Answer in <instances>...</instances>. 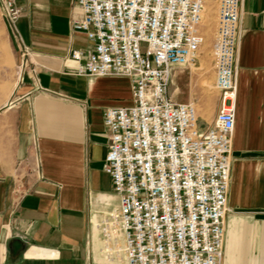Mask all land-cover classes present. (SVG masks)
Returning a JSON list of instances; mask_svg holds the SVG:
<instances>
[{
    "label": "crops",
    "instance_id": "0c3cea01",
    "mask_svg": "<svg viewBox=\"0 0 264 264\" xmlns=\"http://www.w3.org/2000/svg\"><path fill=\"white\" fill-rule=\"evenodd\" d=\"M16 3L15 28L0 19V264H116L99 226L119 207L103 113L131 105L130 80L76 73L71 51L91 44L70 28L75 0ZM239 15L221 264H264V0Z\"/></svg>",
    "mask_w": 264,
    "mask_h": 264
},
{
    "label": "built area",
    "instance_id": "2783aa9c",
    "mask_svg": "<svg viewBox=\"0 0 264 264\" xmlns=\"http://www.w3.org/2000/svg\"><path fill=\"white\" fill-rule=\"evenodd\" d=\"M206 1L75 0L80 13L70 17V28L91 44L71 51L76 73L126 76L131 85V105L103 113L102 170L119 207L99 226L103 251L116 264H221L242 0H210L216 25L209 56L219 99L211 122L199 126L195 101L168 92L177 68L200 65ZM0 3L14 29L16 0ZM20 56L24 65L25 46Z\"/></svg>",
    "mask_w": 264,
    "mask_h": 264
},
{
    "label": "rangeland",
    "instance_id": "374dc122",
    "mask_svg": "<svg viewBox=\"0 0 264 264\" xmlns=\"http://www.w3.org/2000/svg\"><path fill=\"white\" fill-rule=\"evenodd\" d=\"M10 27L1 10L0 19ZM206 24L203 27L204 44L201 48L200 65L198 68H177L168 85V92L177 101H195L197 114L205 121L210 122L219 105L218 92L213 87L214 72L212 69L209 49L214 38L216 16L213 3L206 1ZM1 22V20H0ZM205 24V23H204ZM207 26L206 34L204 29ZM141 50L144 45L141 44ZM177 88V90H176Z\"/></svg>",
    "mask_w": 264,
    "mask_h": 264
},
{
    "label": "bare ground",
    "instance_id": "6f19581e",
    "mask_svg": "<svg viewBox=\"0 0 264 264\" xmlns=\"http://www.w3.org/2000/svg\"><path fill=\"white\" fill-rule=\"evenodd\" d=\"M206 20H207V17H206V19H205V25H207V24H206ZM206 30H207V26H206V28L204 29V34H206Z\"/></svg>",
    "mask_w": 264,
    "mask_h": 264
}]
</instances>
